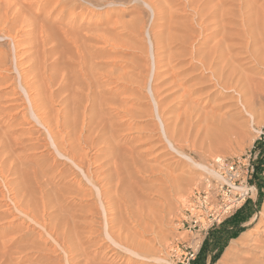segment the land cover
I'll return each instance as SVG.
<instances>
[{
    "label": "rangeland",
    "instance_id": "1",
    "mask_svg": "<svg viewBox=\"0 0 264 264\" xmlns=\"http://www.w3.org/2000/svg\"><path fill=\"white\" fill-rule=\"evenodd\" d=\"M61 6H65L63 8L65 10H62ZM85 8L86 10H83ZM15 9L20 10V13ZM60 9L66 15L64 12L61 15ZM73 9L75 11L71 12ZM12 10L16 12H11ZM4 11L8 18L4 15ZM105 13L114 19L117 18L118 23L113 27L115 30L111 32L112 35L106 36L116 43L115 49L113 46L104 45L106 48L101 51V57L104 59V56H111L109 61L106 60L113 62L108 69L114 70L113 72H116V77L119 79L115 88L118 96L114 95L115 98L110 96L115 101L113 106L116 104L117 107L114 106L112 111L109 108L108 112L116 115L115 125L121 132L120 139H124L118 144L116 151V154H119L116 157L118 165L122 166L120 167L122 174L119 171L121 180L117 176L119 173L114 174L113 184L106 186L110 188L112 197L109 202L105 201L104 205L97 198L82 201L74 194L72 196L66 194L64 198L61 197L62 199L56 201L57 195H60L57 193L59 188H68L69 192L70 190L73 192L78 187V190H84L92 186L82 173H77L73 165L62 166V161L47 171L46 168L53 160L54 149L51 146V150H46L42 146L44 139L51 142L46 128L39 124L32 127L35 122L25 125L26 122L23 123L21 116L25 110H18L15 117L11 112L3 113L0 110V127L3 126L0 129V142L5 141L6 143L7 141L9 144L6 145L9 146L7 152L0 150V264H171L172 248L191 238L190 234L179 226L183 205L196 191H202L207 182L215 186L220 180L211 169L214 159L223 157L231 160L250 157V162L255 169L252 181L256 184L258 193L254 190L251 198L231 217L233 218L240 212L237 221L242 219L243 222H240L241 225L235 223V228L223 235L220 227L213 230L205 239L200 252L202 264H243L254 246L264 239V64L262 61L264 56L255 53L256 51L248 50L251 53L249 56L247 49H243L245 53L239 68L240 72L246 76L245 80L250 76L254 77L253 80L258 83L262 82L259 90L243 92L241 95L233 89L227 92L216 84V77L213 74L208 75L211 72L205 71V75L215 79V81L212 79L214 86H209L210 89L201 94H193L198 83L194 81L197 72L193 67V63H196L193 53L204 46L203 51L213 54L212 48L220 41L219 36L214 37V34L220 29L215 20L211 22L208 31L200 30L196 9L189 7L187 0H1L0 53L6 56L3 66H0V82L6 83L0 86V106L5 107L9 103L16 105L22 100H28L21 87L24 73L29 75L33 73L30 81L33 80L32 77L35 74H38L36 76L43 81L46 74H54L55 59L63 60L68 55L67 43L63 39L62 32L60 35V29L70 21L73 15H80V19H84L85 23H90V25H85V28L90 29L92 28L91 23L107 16ZM105 27H108L107 24L100 25L102 29ZM3 28L6 32L1 31ZM7 30L11 32L10 35H13L15 40L12 36L10 38ZM171 33L174 35V42L172 39L170 42V38L166 37ZM3 34H7L9 38L6 40ZM40 36L45 38L42 40ZM170 37L173 38L172 35ZM236 41L247 46L246 38H241V40L239 38ZM228 42L232 45L237 43ZM14 44L18 46L16 49H14ZM208 50L211 51L208 52ZM246 59L251 60L250 64H253L249 65ZM166 60L169 63H165ZM64 66V63H60L56 77L59 85V80L64 74L61 75ZM176 68L183 70L175 75L172 69ZM180 74H183L181 79L185 80L184 83L180 79ZM2 76L6 77L7 81H1V78L4 79ZM157 77L159 78L156 80ZM175 77L181 85L171 83V78ZM237 79L235 77L234 81L237 82ZM246 82L243 81L241 84L242 91ZM247 83L250 84L251 81L248 80ZM169 84L173 85L172 88ZM183 89L187 92L185 90L183 92ZM14 90L17 93H14ZM212 90H216V96L220 95L215 97L217 99H214L211 105H205L204 98L207 91ZM62 93L59 101L68 95L67 92ZM184 93L185 99L183 98ZM249 100L252 101L253 110L245 109L246 107L243 106ZM50 104V108L53 106L54 114L61 112L63 106L54 102ZM13 107L16 108V106ZM171 107L174 109L173 113L168 111ZM28 108L26 112H29L31 117L33 115L31 106L29 105ZM31 120L33 121L34 118L31 117ZM27 131L32 135L26 136ZM13 137L18 138L16 140L21 141V144L11 150L10 143L15 140ZM35 141H41L40 145L36 144V146L43 148L32 151L35 144L31 143H36ZM1 145L2 142L0 147ZM27 147L30 149L33 147L29 149L31 152L26 151ZM101 148L103 149V145L98 146L97 150L95 148L93 150L84 148V150L90 156H94ZM175 148L180 153L175 151ZM109 163L111 162L108 158L94 159L89 169L94 172L100 168L99 170L107 174L113 166ZM35 170H40L41 173L38 177V184L33 174ZM59 170L70 178L68 176L60 178L57 174ZM71 177L76 178L72 180ZM251 185H253L252 182ZM18 186L24 191H18ZM47 192L53 201L51 207L59 203V206L56 205L57 207L52 210L44 208L45 199L42 200V198H44L43 193L47 194ZM62 204L64 211L66 210L68 214L71 212V222H73L71 225L77 222L69 229L73 232L67 241L68 244L59 243L57 236L50 234L53 230L49 226L51 224L49 215L52 220L53 215H59L62 212ZM43 214L45 216L47 214L49 220L43 222ZM34 217L42 221L39 220L40 223H36L33 220ZM243 233H246L249 240L241 244L237 240ZM236 242L239 245L231 249L232 244ZM67 248L71 250V253Z\"/></svg>",
    "mask_w": 264,
    "mask_h": 264
},
{
    "label": "bare ground",
    "instance_id": "2",
    "mask_svg": "<svg viewBox=\"0 0 264 264\" xmlns=\"http://www.w3.org/2000/svg\"><path fill=\"white\" fill-rule=\"evenodd\" d=\"M187 1H188V6L189 7H193V8L196 9V16H197V18L199 19V22H200L199 23L200 24V30L202 29L204 31H208V28H209L211 22H213L215 20H217V21H215V23L217 24L218 28L220 29L219 31H216V34H214V37H215V35H216V37L219 36L220 41H218V43L215 45V47L213 46L214 47V48H212V50L214 51L213 54H208L207 52L203 51V49H205L204 46L202 47V49L201 48L196 49L195 52L193 53L194 54L193 57L196 59V63H193L194 64L193 67H194V70L197 72L196 76H194V81L198 82L196 84L197 85L196 88H195V86L193 87V88H195L193 90V94H201L202 92H205L206 90H209L210 89L209 86L210 87L214 86V82L212 81V79H214V78H210L209 77L210 74H213L216 77V82L217 83L216 82L215 83L217 85H220L227 92H229L230 89H233V90L239 92L238 95H241L243 92L244 93H248L250 91L259 90V87H262V85H261L262 82L258 83V81L253 80L254 77L251 78L250 76H248L247 79L245 80L246 76H244L240 72L239 68H240V64L242 63L241 60L243 59L244 53H245V51H243V49H245V50L247 49V51L249 50L250 52H255L256 51L255 53H259L261 56H264V0H187ZM167 4H169V3H167ZM165 6H166V3H165ZM64 7L65 6L62 7V10H65V9H63ZM72 8L75 9V7H72ZM86 8L88 9V7H86ZM86 8L83 9V10H86ZM169 8H170V6H169ZM74 9L71 10V12L75 11ZM15 10L17 12L19 11V13H20V10H17V9H15ZM15 10L14 11L12 10L11 12L15 13L16 12ZM60 11H61V9H60ZM61 12H62L61 15H63L64 11H61ZM64 14H65V12H64ZM78 14H79V12H78ZM105 14H107V13H105ZM108 14H109V11H108ZM108 14H107L106 17H102L100 20H97V22L91 23L92 28H90V29L88 27L85 28V25H88V24L90 25V23H88V22L85 23L86 21L84 19H80V15H76V16L73 15V17L71 19H69L70 21L66 22L67 24L62 29H60V35L63 33V36H64L63 39H65L66 43H67L68 55L66 57H64V59L62 57L63 60H61V58H59L57 60L55 59L54 74H52V73L50 75L48 74L49 76L46 74L45 78H44V81L40 80L39 77H37L38 74H35L34 77H32L33 80H31L32 81L31 82L30 81V76H33V73H32V75L24 73V75L22 76V80H21L22 81L21 82V87L23 88L26 96L28 97V100H26V99H25L26 101L22 100L20 102V104L16 103V105H15V103H11V104L9 103V105H7V106L5 105V107L4 106H2V107L0 106V110L3 113L11 112L13 117H15L18 114V112H17L18 110H25L23 115H21L22 116V120H24L23 123L26 122V123H24L25 125L35 122V124L32 127H35L36 124H39V125L43 126V128L44 127L46 128V130L48 131L49 136H50L49 138H51L50 139L51 142H48L47 139H44L42 146L45 147L46 150H48V149L51 150V146H52L54 151H55V152L54 151L52 152V155L54 154L53 155V160L51 161V165H49L46 168L47 171L50 170L51 168H53L58 162L62 161L63 162L62 166L63 165H67V164H69L71 166L73 165L74 169L77 170V173L78 172L82 173L86 177L88 183H90L91 186H92V188L91 187L89 189L85 188L84 190H78L79 189V187H78V189L77 190L74 189L75 191H73V192H71L72 190H70V192H69L68 188H66V189L59 188V189H57V191H58L57 193H60V195H57L58 198L56 199V201H58L59 199H62L61 197L65 196L66 194H71L69 196H72V194H74V196L76 198H80L82 201L83 200L96 199L97 198L104 205L105 201L109 202V199L112 197L110 188L109 187L107 188L106 186H109V184H111V183L113 184V182L115 180V178H114L115 175L114 174L119 173V171L122 174V172H121L122 169L120 170V167H122V166L118 165V161H117L118 159L116 158L119 154H116L117 153L116 151H117V148L119 147L118 144H120L121 141H124V139L123 138L120 139L121 138V135H120L121 132L118 129L119 127H117L115 125L116 123H115V119L114 118H115L116 115L114 116V115H112V112L111 113L108 112L110 109H111L110 111H112V108H115L114 106H116V104L113 106V104H114L113 102H115V101L112 98H110V96H112V97H114V95L118 96L117 91H116L115 88H116V85H117L119 79H118V77H116V72L115 73L113 72L114 70L112 71V70L108 69L109 65L113 64V62H108L109 59L111 58V56H104V59L101 57L102 56V52L101 51L103 50V48H106V46H104V45L113 46V48H114L115 47L114 45L116 44V43H114V41L112 39H109V38L106 37L107 35H112L111 32H113V30H115L113 27H115V25L118 24L117 21H116L117 18L114 19L113 17L108 16ZM4 15H6V17L8 18L6 12L4 13ZM13 15H15V14H13ZM58 15H55V16H58ZM85 15H87V14H85ZM2 17H3V15H2ZM59 17H60V15L58 16V18ZM7 18H6V21H7ZM9 18H11V17H9ZM45 18L47 19V17H45ZM56 19H57V17H56ZM26 20H27V17H26ZM62 20H64V18H62ZM103 24H107L108 27L107 28L105 27V29L100 28V25H103ZM171 24H172V22H171ZM182 24H184V23H182ZM60 27H62V26H60ZM28 28H29V26H28ZM37 28H39V27H37ZM43 29H45V28H43ZM216 29H217V27H216ZM188 30H189V28H188ZM193 30H194V28H193ZM1 31L6 32V30L4 28H3V30L1 29ZM7 32H8L7 34L10 36V38L12 36L13 37L12 39H14V36L10 35L11 32H9L8 30H7ZM40 32L42 33V31H40ZM191 32L193 33V31H191ZM41 33H40V35H42ZM200 33H203V32H200ZM212 33H214V32H212ZM7 34L6 35L3 34L4 38H6V40L9 38ZM16 35H17V33H16ZM171 35H172L173 38L170 37ZM42 36H40V37L42 38ZM45 36H46V34H45ZM167 36L170 38V39L168 38L170 40V42H171V39L174 42L175 39H174V35L172 33L170 35H166V37ZM110 37H112V36H110ZM0 38H2V37H0ZM43 38H45V37H43ZM43 38H42V40H43ZM239 38H240V40H241V38H246L247 39V46L246 47L244 46L245 44L238 43L240 41H238V42L236 41V39L239 40ZM176 40H177V38H176ZM44 41H46V40H44ZM228 41H231V42L234 41V42H237V43L233 42L234 44L232 45ZM13 46L15 47L14 49H16V47H18L16 44H14ZM113 48L111 50L112 53L114 52ZM210 51L211 50H208V52H210ZM247 51H246V54H247ZM250 52L248 53L249 56L251 55ZM5 56L6 55H4L3 53H0V66H3L2 64H4ZM252 56H253V54H252ZM255 56L256 55H254V57ZM156 59H157V57H156ZM106 60H108V61H106ZM114 60H115V58H114ZM171 60H173V59L171 58ZM246 60H247L249 65L253 64V63L250 64L251 60L250 61H248L249 59H246ZM167 61L168 60H166L165 63ZM262 61H263V64H264V58L262 59ZM60 63H64L65 66H64V71L63 72L59 71V73L61 72V75L64 73L63 77L61 79L62 81L59 80L60 81V85H59V83H57V81H56V77H57V73H58V70H59ZM162 63H164V61ZM167 63H169V62H167ZM190 63H192V62H190ZM245 63H246V61H245ZM162 65L166 66L165 64H162ZM160 66H161V64H160ZM113 67H114V65H113ZM167 67L170 68L171 66H167ZM169 68H168V70H169ZM60 69L62 70V68H60ZM176 69H177V71H176ZM176 69H172L174 71L171 70L172 73L173 72L175 73V75L178 72H180V70L181 71L183 70V69H180V68L179 69L176 68ZM7 71H8V69H7ZM205 71L211 72V73L208 74L209 76L205 75L206 74V73H204ZM172 73H170V74H172ZM249 74H250V72H249ZM181 75H183V74H180V79L182 77ZM46 76H48V77H46ZM235 77L238 78L237 82L234 81ZM5 78L4 79L1 78V81L2 80H6ZM41 78H42V76H41ZM158 78L159 77H157L156 80ZM180 79H179V81H180ZM171 80H172L171 83H173V84L178 83L179 85H181L180 82L177 81L176 77L174 79L171 78ZM173 80H176V82H173ZM248 80L251 81L250 84L247 83ZM165 81H167V80H165ZM182 81L181 82L184 83L185 80H182ZM214 81H215V79H214ZM243 81L244 82L247 81V82H246L245 86L243 87V91H242L241 90V84L243 83ZM169 82H170V80H169ZM169 82H166V83H169ZM5 83L6 82H0V86L2 84H5ZM163 83H164V81H163ZM178 84H177V86H178ZM165 85H167V84H165ZM170 85L171 84H169V86ZM172 86L173 85H171V88H172ZM177 86H176V88H177ZM55 87H57V88L53 89ZM180 87H182V86H180ZM217 87H219V86H217ZM214 88H216V87H214ZM186 89H188V88H186ZM186 89H183V92H185V91L187 92ZM215 91L216 90L207 91V95L204 98L205 99L204 100L205 105H211L210 103L214 99H217L215 97H219L220 94L218 96H216ZM62 92H67L68 95L65 96V98H63L62 101H59V99L61 98V93ZM188 92H191V90L190 91L188 90ZM14 93H17V92L14 90ZM62 94H64V93H62ZM187 94H189V93H187ZM12 95L16 96V94H13V93H12ZM189 95H188V97H190ZM194 96H196V95H194ZM184 97H185V93L183 94V98ZM166 99H167V97H166ZM181 99H182V97H181ZM116 100H117V98H116ZM251 100H249V101H247V102H245L243 104L244 108L246 107L245 109L253 110V108H252L253 105H252V101ZM165 101H166V103H168L167 100H165ZM165 101H163L164 104H165ZM52 102L57 103L59 106H63V108H62L60 113H55L54 114L52 112V107L53 106L50 108V106H51L50 103H52ZM126 102H127V100H126ZM195 102L197 103V101H195ZM204 102H203V104H204ZM27 103H28V105H27ZM181 103H183V101H181ZM217 104L219 106H221L220 103H217ZM29 105L31 106V109H32L33 115H31V117H32V119L34 118L33 121L31 120L29 112H26V110L29 109L28 108ZM13 106H16V108H14ZM12 107H13V109H11ZM212 107H215V106H212ZM223 107L225 108V105ZM216 108H219V107H216ZM157 109H158V106H157ZM203 110H205V109H203ZM219 110H221V108ZM168 111L170 113H173L174 112L173 107L169 108ZM187 111H189V110H187ZM11 113H9V114H11ZM215 113H217V112H215ZM116 114H118V113H116ZM11 120H14V119H11ZM2 128H3V126H2ZM2 128L0 127V129H2ZM40 134H41V132H40ZM25 135L29 136V135H32V133L27 131L25 133ZM25 135H23V136H25ZM7 136H5V137L7 138ZM13 138H15V140L18 139L16 137H13ZM13 138H11V139L13 140ZM36 139L40 140L39 138H36ZM5 140H8V139H5ZM15 140L13 142L10 141L11 143H13V144L10 143V149L11 148L14 149V147L20 146V144H21L20 142L21 141L17 142V140L16 141ZM167 140H168V138H167ZM1 142H2V145L0 147V150L2 149V151H4V152L6 151L7 152L8 151L7 147H9V146H6L8 144L7 141H6V143H5V141H1ZM40 142L41 141H37L36 143H31L33 145L35 144V147H36V148L35 147L34 148L31 147V149L33 148L32 151L43 148V147L39 146ZM36 144H39V145L36 146ZM23 145H25V144H23ZM100 145H103V149L102 148L98 149L99 152L96 153V155H94V156H90L89 153L84 150V148H88L90 150H93L94 148L96 149L98 146L100 147ZM170 145H171V142H170ZM27 146L29 147V145H27ZM173 148H174V146H173ZM29 149L30 148H28L27 150L24 149V151L26 150L28 152H31L30 151L31 149L30 150ZM104 149L106 151H102ZM96 150H95V152H96ZM176 150L177 149L175 148V151ZM87 151H89V150H87ZM10 152H8V153L10 154ZM177 152H178V150H177ZM12 153L14 154V151ZM178 153H180V152H178ZM15 156H16V154H15ZM102 157L106 158V159L108 158L109 161L113 164L111 170H108L109 172L107 174H105L104 171L99 170L100 168L97 169L94 172L90 171L89 167H91V165L93 164V160L94 159L95 160H99ZM2 158H4V157H2ZM60 158H63V159H60ZM111 163H109V164L111 165ZM37 170L33 171V174L35 176L36 182L38 181V177L41 174L39 172L40 170L39 171H37ZM112 170H114V171H112ZM77 173H76V175H77ZM120 173L117 176L121 180ZM57 174L60 176V178L68 176L67 174L64 175L65 173L63 174L61 170L57 171ZM75 178L76 177H73L72 180H74ZM4 179H5V177H4ZM40 183H41V181H40ZM37 184H38V182H37ZM106 184H108V185H106ZM80 185H82V182H80ZM17 189H18V191H24V190H21L22 188H19V186L17 187ZM48 193L49 192H47V194L43 193V197L44 198H42V200L45 199V201H44L45 210L46 209L49 210L50 208L52 210V208L59 206L58 205L59 203L56 202L57 204H55L53 207H51V204H53V201H52V198H50L51 195H49ZM126 196H125V198H126ZM144 196H146V195L144 194ZM75 206H77V205H75ZM62 207L64 208V205L61 206V211L62 212L59 215H57V214L55 216L53 215V220L51 219V215H49L50 216V220H49L47 218V214H46V216L43 214L44 216L42 217L43 218L42 220H43V222L46 221V220H49L51 222V224L48 222L50 224V225L49 224L48 225L53 230L52 232H50V234L56 235L57 238H58L57 240L59 241V243L63 242L62 244H66L67 241L70 239V234H72V232H73V230L71 232L69 229H71L70 228L71 226L73 227L74 225H76L77 222L75 221L76 223H74V225H71V224H73V222H71L72 221L71 215H70L71 212L68 214L66 210L64 211L62 209ZM31 210H32V208H31ZM58 210L59 209H57V211ZM88 211H89V209H88ZM33 220H35L36 223H40L39 220H41V219L38 220L36 217H34ZM43 225H44V223H43ZM44 228H45V226H44ZM60 238H61L62 241L59 240ZM72 238L74 239V236ZM76 238L78 239L77 236H76ZM248 240H249V238L246 236V233H243L241 235L240 239L237 240V241H240L241 244H242V242L245 243ZM262 240L263 241H259V243H257L254 246V248L252 249V252L247 255V257L244 260L245 262L243 264H263L264 263V239H262ZM237 244H238L237 242L232 244L231 249L234 248ZM71 247H72V245H71ZM67 249L69 250V248H67ZM73 249H74V246H73ZM69 252L71 253V250H69ZM259 255L261 257H259Z\"/></svg>",
    "mask_w": 264,
    "mask_h": 264
},
{
    "label": "built area",
    "instance_id": "3",
    "mask_svg": "<svg viewBox=\"0 0 264 264\" xmlns=\"http://www.w3.org/2000/svg\"><path fill=\"white\" fill-rule=\"evenodd\" d=\"M211 169L220 180L215 186L207 182L202 191H196L183 205L179 226L191 238L172 248L171 264H193L210 233L229 220L256 190L250 157L231 160L218 157Z\"/></svg>",
    "mask_w": 264,
    "mask_h": 264
},
{
    "label": "crops",
    "instance_id": "4",
    "mask_svg": "<svg viewBox=\"0 0 264 264\" xmlns=\"http://www.w3.org/2000/svg\"><path fill=\"white\" fill-rule=\"evenodd\" d=\"M255 188H256L255 191L258 193V188L256 187V184H255ZM239 214L240 212L220 227V232H222V235L225 234L227 231L234 229L235 223L241 225L240 222H243L242 219H240V221H237L238 216H240ZM201 256L202 255L199 254L197 260L193 264H202Z\"/></svg>",
    "mask_w": 264,
    "mask_h": 264
}]
</instances>
